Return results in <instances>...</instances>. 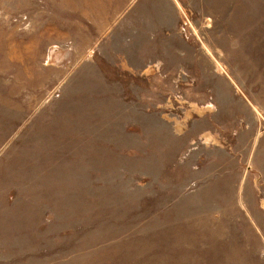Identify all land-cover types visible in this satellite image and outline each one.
Here are the masks:
<instances>
[{
    "label": "rangeland",
    "instance_id": "rangeland-1",
    "mask_svg": "<svg viewBox=\"0 0 264 264\" xmlns=\"http://www.w3.org/2000/svg\"><path fill=\"white\" fill-rule=\"evenodd\" d=\"M0 264H264V0H0Z\"/></svg>",
    "mask_w": 264,
    "mask_h": 264
},
{
    "label": "bare ground",
    "instance_id": "bare-ground-1",
    "mask_svg": "<svg viewBox=\"0 0 264 264\" xmlns=\"http://www.w3.org/2000/svg\"><path fill=\"white\" fill-rule=\"evenodd\" d=\"M54 54H57V51L56 50H53L52 51V55H54Z\"/></svg>",
    "mask_w": 264,
    "mask_h": 264
}]
</instances>
